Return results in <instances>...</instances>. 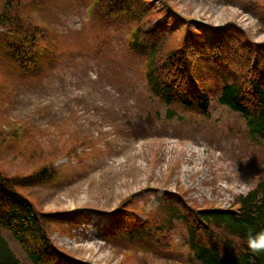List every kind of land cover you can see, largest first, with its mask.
<instances>
[{
    "label": "rangeland",
    "instance_id": "1",
    "mask_svg": "<svg viewBox=\"0 0 264 264\" xmlns=\"http://www.w3.org/2000/svg\"><path fill=\"white\" fill-rule=\"evenodd\" d=\"M166 2L165 6L208 25L225 21L229 9H239L258 21L259 31L264 29V0ZM90 3L57 0L40 20L50 30L59 58L39 75L18 79L9 93H0V120L29 127L53 158L61 159L86 140L97 144L83 165L64 169V177L55 185L23 188L35 207L59 211L63 208L58 196L77 203L87 188L84 208L109 213L128 193L147 185L173 190L176 182L200 203L208 199L222 205L263 181L264 139L251 140L238 115L216 101L209 119L176 108L183 120H168L166 108L147 89L145 55L128 50L130 27L119 23L93 27ZM219 12L222 16L217 17ZM1 166L11 175H26L34 167L20 155ZM96 219L94 215V224ZM100 227L97 224L91 231L80 226L70 231L71 236L53 238L81 260L123 264L125 248L105 243ZM4 237L21 264H31L8 232ZM176 237V248L169 254L143 246L133 264H199L183 238Z\"/></svg>",
    "mask_w": 264,
    "mask_h": 264
},
{
    "label": "trees",
    "instance_id": "2",
    "mask_svg": "<svg viewBox=\"0 0 264 264\" xmlns=\"http://www.w3.org/2000/svg\"><path fill=\"white\" fill-rule=\"evenodd\" d=\"M55 2L0 0L3 80L37 75L56 56L49 31L38 19ZM158 18L151 0H92L94 27L111 23L134 27L129 50L148 56L145 80L153 96L168 107L167 119L175 118L176 106L209 116L218 93V104L238 113L252 138H264V45H252L231 26L211 29L184 19ZM10 155H20L34 166L32 171L7 173L1 165ZM61 177L56 159L29 127L0 120V264H20L2 235L4 230L12 233L32 264H88L52 240L54 232H67L63 224L69 217L79 219L80 214L38 212L23 193L24 187H49ZM104 216L109 224L102 234L110 242L165 248L166 236L182 223L197 261L264 264V251L253 252L248 246L250 236L264 231V182L238 199L236 211L197 210L184 193L151 190L132 195Z\"/></svg>",
    "mask_w": 264,
    "mask_h": 264
},
{
    "label": "clouds",
    "instance_id": "3",
    "mask_svg": "<svg viewBox=\"0 0 264 264\" xmlns=\"http://www.w3.org/2000/svg\"><path fill=\"white\" fill-rule=\"evenodd\" d=\"M248 246L253 252L264 251V231L257 233L255 236H250Z\"/></svg>",
    "mask_w": 264,
    "mask_h": 264
}]
</instances>
